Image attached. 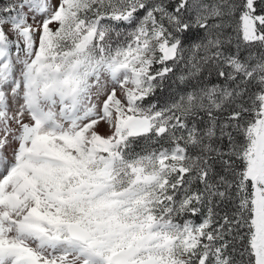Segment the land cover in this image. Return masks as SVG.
<instances>
[{"label":"snow or ice","instance_id":"obj_1","mask_svg":"<svg viewBox=\"0 0 264 264\" xmlns=\"http://www.w3.org/2000/svg\"><path fill=\"white\" fill-rule=\"evenodd\" d=\"M0 264H264V0H0Z\"/></svg>","mask_w":264,"mask_h":264}]
</instances>
